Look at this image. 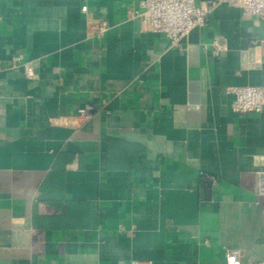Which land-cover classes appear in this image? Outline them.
I'll return each mask as SVG.
<instances>
[{
	"label": "crops",
	"instance_id": "0c3cea01",
	"mask_svg": "<svg viewBox=\"0 0 264 264\" xmlns=\"http://www.w3.org/2000/svg\"><path fill=\"white\" fill-rule=\"evenodd\" d=\"M142 1L0 0V264L264 262V112L231 92L264 22L219 3L175 45Z\"/></svg>",
	"mask_w": 264,
	"mask_h": 264
},
{
	"label": "built area",
	"instance_id": "2783aa9c",
	"mask_svg": "<svg viewBox=\"0 0 264 264\" xmlns=\"http://www.w3.org/2000/svg\"><path fill=\"white\" fill-rule=\"evenodd\" d=\"M219 3L239 7L245 16H255L264 22V0H214L210 6L198 5L196 0H143L141 8L129 11V15L131 18L140 19L149 30L167 36L173 44L178 45L193 29L205 25L211 7ZM82 11L88 13V7L83 6ZM89 25L90 35L98 38L104 36L110 29L109 23L102 18L91 19ZM252 43L264 48V36L253 40ZM34 68L32 61L25 64L28 77H33ZM231 92L235 96L233 111L236 114L264 112V85L233 87ZM79 115L87 117L89 110L81 109ZM255 174L258 178V194L264 197V169L257 170ZM238 256L237 250L227 251V258L231 264Z\"/></svg>",
	"mask_w": 264,
	"mask_h": 264
}]
</instances>
